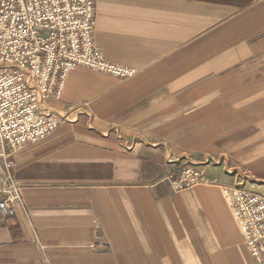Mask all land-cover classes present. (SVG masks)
I'll return each mask as SVG.
<instances>
[{"label": "crops", "instance_id": "crops-1", "mask_svg": "<svg viewBox=\"0 0 264 264\" xmlns=\"http://www.w3.org/2000/svg\"><path fill=\"white\" fill-rule=\"evenodd\" d=\"M95 6L97 46L135 73L74 68L58 128L7 150L0 264H254L231 189L264 196V0ZM191 164L209 182L173 190Z\"/></svg>", "mask_w": 264, "mask_h": 264}, {"label": "built area", "instance_id": "built-area-1", "mask_svg": "<svg viewBox=\"0 0 264 264\" xmlns=\"http://www.w3.org/2000/svg\"><path fill=\"white\" fill-rule=\"evenodd\" d=\"M95 0H0V157L7 180L0 210L14 214L22 191L10 173L7 150L38 143L61 119L48 103L62 99L70 72L86 67L116 78L135 70L109 61L95 42ZM173 190L209 182L191 164L169 177ZM233 206L254 264H264V196L241 186L231 189Z\"/></svg>", "mask_w": 264, "mask_h": 264}, {"label": "rangeland", "instance_id": "rangeland-1", "mask_svg": "<svg viewBox=\"0 0 264 264\" xmlns=\"http://www.w3.org/2000/svg\"><path fill=\"white\" fill-rule=\"evenodd\" d=\"M7 217H9V216H7Z\"/></svg>", "mask_w": 264, "mask_h": 264}]
</instances>
